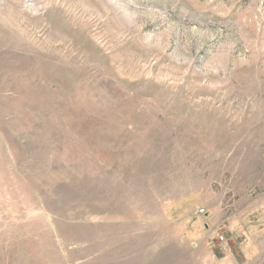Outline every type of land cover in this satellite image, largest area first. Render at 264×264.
Segmentation results:
<instances>
[{
  "label": "rangeland",
  "instance_id": "374dc122",
  "mask_svg": "<svg viewBox=\"0 0 264 264\" xmlns=\"http://www.w3.org/2000/svg\"><path fill=\"white\" fill-rule=\"evenodd\" d=\"M0 264H264V0H0Z\"/></svg>",
  "mask_w": 264,
  "mask_h": 264
},
{
  "label": "built area",
  "instance_id": "2783aa9c",
  "mask_svg": "<svg viewBox=\"0 0 264 264\" xmlns=\"http://www.w3.org/2000/svg\"><path fill=\"white\" fill-rule=\"evenodd\" d=\"M221 240L224 241L225 240V237L224 236H221Z\"/></svg>",
  "mask_w": 264,
  "mask_h": 264
}]
</instances>
